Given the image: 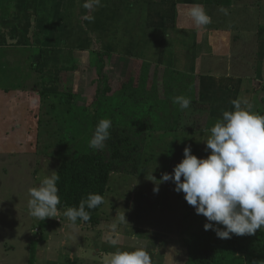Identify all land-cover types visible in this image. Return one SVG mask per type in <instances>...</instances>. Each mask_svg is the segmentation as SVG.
<instances>
[{
  "label": "rangeland",
  "instance_id": "374dc122",
  "mask_svg": "<svg viewBox=\"0 0 264 264\" xmlns=\"http://www.w3.org/2000/svg\"><path fill=\"white\" fill-rule=\"evenodd\" d=\"M232 1L237 6L245 4L244 0H223L221 3L224 5ZM20 2L14 0L12 4L19 6ZM250 2L255 4V0ZM83 3L84 0H45L40 5L39 0L34 1L32 6L36 9H30V16H27L31 17L30 27L27 28V22L21 19V25L15 29L12 16L8 34H22L27 30L18 44L20 47L30 44L36 48L29 51V55L25 49L15 46L0 49L5 53L0 54V89H7L5 91H9L10 96H6L8 99L0 97V107L3 102V105L9 103L7 108L13 120L17 121L15 125L22 126L11 130L8 124L0 123V151L3 153L0 155V264H104L105 257L116 250L107 243L109 225L117 219V214L124 212L129 224L118 226L121 239L117 247L130 250L147 245L153 264H184L187 252L184 239L201 229L206 218L196 214L194 207L186 202L183 192L174 190L172 181L160 183L159 191L154 192L157 185L152 179L158 180L165 172L172 173L174 166L182 160L186 146L197 157H206L210 152L205 150L204 141L210 136L208 116L214 123L222 113H204L191 103L186 110L179 108L176 130L148 131L139 172L136 175L111 172L104 203L97 211L99 223L96 225L83 223L78 227L80 231L71 229L66 233L65 227H62L61 212L56 218L39 220L32 217L27 208V190L37 186L43 176L57 171L62 156L77 144L81 146L80 150H91L88 144L90 138L84 132L91 126L90 116L84 122L86 130H81L77 109L85 105L89 110L95 108V104L90 103L97 91L95 80L100 76L95 60L97 50L108 53L104 56L106 64L103 74L110 84V93L105 97L108 109L103 118L109 119L118 115L119 109L112 110L117 101L113 97L119 95L116 91L122 82L129 80V75H138L149 66L148 73H145L150 78L156 77L151 85H156L159 97L163 96L164 68L179 71L178 76L181 77L182 73L188 74V83H197L200 75L211 77V72L214 73L211 79H216L215 74L221 75L223 71L233 77L236 73L234 70L241 68L240 63L252 62L249 54L252 49L241 52V49L245 50L242 44L250 43V39L245 37L247 41L240 46L239 43L229 46L228 57L210 61L211 58H206L210 53V47L205 45L206 33H203L202 44L196 37L189 39L185 32L177 34L176 29L189 25L199 27L193 23L189 11H181L179 16L172 15L166 0H101V5L94 9H85ZM26 12L27 8L23 13ZM233 12V20L237 18L242 23L241 26L237 25V34L253 27V19L250 23L248 18L240 20L238 16L242 12L236 13L234 8L228 10L225 18H232ZM86 15L94 16V20L84 19ZM4 32V27L0 25V40ZM245 33L251 32L245 30L243 35ZM194 41L196 44L192 45ZM176 45L179 47L174 56L172 50ZM41 46L48 48L56 60L50 61L52 57L40 55L49 53L39 52ZM62 49L63 53L60 54ZM183 57L187 58L185 64H179L178 60ZM40 58L46 63H38ZM57 65L68 70L58 69ZM167 74L170 76V71ZM237 82L230 79L223 84L230 88ZM148 83L147 86L151 82L148 80ZM100 86L103 88L104 83H100ZM41 90L46 92L45 96L41 95ZM65 92L73 94L75 110H72L70 118L62 112L66 103ZM196 92L198 101L214 99L207 92ZM213 92L220 94L217 89ZM250 97L255 98L257 109L253 111L264 115V84L258 93L255 90ZM96 110L103 111L102 108ZM160 126L172 124L170 120H165ZM21 131L25 136L21 144L26 151L18 148L16 141L11 140L14 149L9 139L3 141L7 133L17 140ZM41 226L47 230L41 229L40 232ZM39 234L43 236L41 241L36 239ZM82 241L90 244L93 251L81 250L79 245L82 246ZM44 242H47L46 249ZM252 242L256 243L254 238ZM68 250L73 254H67ZM227 254L216 264H258L254 256L246 251Z\"/></svg>",
  "mask_w": 264,
  "mask_h": 264
},
{
  "label": "clouds",
  "instance_id": "9594fccd",
  "mask_svg": "<svg viewBox=\"0 0 264 264\" xmlns=\"http://www.w3.org/2000/svg\"><path fill=\"white\" fill-rule=\"evenodd\" d=\"M101 0H84L82 7L94 9ZM218 11L228 14V9L220 6ZM197 27L211 23V17L201 4L193 5L188 13ZM84 19L92 21L94 16ZM33 103L35 101L33 100ZM173 103L180 110H186L191 100L176 96ZM232 109H225L210 128V136L204 140L206 157H197L190 147L184 148L182 160L176 164L172 173H163L158 185L172 181L176 192H183L186 202L193 206L197 215L206 218L205 231L213 230L218 238L229 239L237 236L253 235L264 229V115L253 111L247 99H233ZM112 121L101 119L97 122L88 141L92 150H102L110 138ZM60 177L53 170L51 175L43 176L37 186L28 188L27 208L29 214L39 220L60 215L57 182ZM104 203L98 193H89L78 207H68L63 215L69 222L77 219L90 220L87 209H95ZM129 224L125 212L117 214V219L109 225L107 243L116 248L105 257L104 264H153L147 245L128 249L117 247L120 243L118 226ZM222 226V227H221Z\"/></svg>",
  "mask_w": 264,
  "mask_h": 264
},
{
  "label": "trees",
  "instance_id": "16d2710c",
  "mask_svg": "<svg viewBox=\"0 0 264 264\" xmlns=\"http://www.w3.org/2000/svg\"><path fill=\"white\" fill-rule=\"evenodd\" d=\"M258 31H260L258 32V41H261L264 39V27H260ZM235 38L236 36L233 40ZM107 54L100 52V49L95 52V60L100 74L99 78L95 80L97 91L95 92L94 100L90 103L95 104V108L93 109L92 107L89 110L85 105L77 109L79 114L78 118H76L82 124L81 130L85 129L84 122L88 119L87 116H90L89 123L91 126L87 129L88 131H84L89 138H91V133L93 134L97 122L104 119L103 115H107L105 112H107L108 107L106 106L105 97L106 94L110 93V84L106 75L103 74L106 64L104 56ZM40 59L38 63H44V60ZM147 67L143 72L138 73L139 76L134 74L133 76L129 75V80L119 85L116 91L119 95L113 97L117 101L115 102V108L112 109H119L118 115L113 118L107 116L112 121V128L110 129V138L105 142L104 148L102 150L94 151L91 149L83 151L79 149L81 146L77 144L66 155L62 156L56 171L60 177L57 182L58 195L60 197V204L57 205L59 212L63 213L68 207H78L80 202L86 199L89 193H98L104 197L111 172L136 175L143 163L142 153L144 151V144L146 143L147 132L155 131L156 129L159 131H174L178 127L177 119L180 111L179 106L173 103L174 97L184 96L189 98L195 109L204 113L209 112L210 104L198 101L195 93L197 90L196 83H188V77L190 78L188 74L182 73L183 77H181L178 76L180 75L179 71L167 68L162 69L164 74L163 96L159 97L157 96L156 85H151L155 82L156 77H148ZM167 71H170V76H167ZM142 74L143 77L141 78L140 75ZM156 74H158V70ZM174 76L177 77L174 78ZM148 80L151 82L149 86H147L149 84ZM100 83H104L103 88L100 86ZM41 92L42 96L46 95L44 90H41ZM186 94H189L191 98ZM72 95L71 92H65L64 94L66 103L62 112L68 114L69 118L72 117V110H75V107L72 105ZM100 96L103 98H99ZM192 96L194 97L192 98ZM101 108L103 111L97 112L96 109L100 110ZM90 111L91 114H89ZM165 120H170L172 126H160V123ZM207 121L210 122L207 125L209 132L214 124L210 115ZM189 131H191V128H189ZM101 206L95 209L86 208V211L90 214V220L88 221L78 218L75 223H71L62 214V227H65L66 233H69L71 229L77 232L80 231L78 227L82 226L81 224L83 223L90 225L98 224L97 211ZM43 227L41 226L39 229L47 230L46 227ZM58 235L61 234L58 233ZM42 237L38 238V241L43 240ZM253 238L256 243L252 242ZM184 243L187 248L184 264H216L220 258L222 259L224 256H227V253L241 254L243 251L251 254L252 257L254 256L258 264H264V229L257 230L253 235L237 236L233 234L229 239H221L217 237L213 230L205 231L204 227H202L185 238ZM44 244L46 249L47 242H44ZM86 244L82 241V246L79 245V247L81 250L92 252L91 245ZM68 251L67 254H73L71 250Z\"/></svg>",
  "mask_w": 264,
  "mask_h": 264
},
{
  "label": "crops",
  "instance_id": "0c3cea01",
  "mask_svg": "<svg viewBox=\"0 0 264 264\" xmlns=\"http://www.w3.org/2000/svg\"><path fill=\"white\" fill-rule=\"evenodd\" d=\"M36 0H21L20 4H18L19 6H15L14 4H12L14 2V0H0V25H2L4 27L5 30V35L2 37V39L0 40V49L1 48H11L14 47L15 48H20V49H25L26 50V54L29 55V51H32L33 49H35L36 47H33L28 44L26 47H20L18 44V41L21 42L20 40L24 37L22 34H25L27 32V30L24 31V33L22 34H17L16 32H14L13 34H8V26H9V22L11 21V17H14V23H12L15 27V29L18 28V25H21V19H23L24 21L27 22L28 27H30V18L31 17H27L30 16V9H36V7H33V2ZM40 1V5L44 4L45 0H39ZM160 1V0H159ZM167 3V7L171 10L170 13H172V15H177L179 16L181 14V11L186 10L187 12L190 10V8L195 5V4H201L204 6V8L206 9L207 13L210 15L211 17V23H213V25H206L203 27H191L189 25V27L186 28H180V29H176L177 34H182L183 32H185V34L187 35V37L190 39L191 37L193 38H197L201 40V44L203 43V33H206V39H205V45L209 46V54L206 57L207 59L211 58L210 61H214L215 58H224V57H228L229 56V46H233V44H237L239 43V46L243 43L246 42L247 40L245 39V37H248L250 40H248L250 43L248 44H242L243 48L245 50L241 49V52H245L246 50L252 49L250 51V56H252L250 59L252 60L249 61L248 63H240L241 64V68L240 69H235L234 71H236V73H234V76L231 77V74L226 73L225 71H223L221 73V75H216L215 77L216 79H211L214 76V73L211 72V75L213 76H209L207 78H205L203 75H200V80L196 79L197 83V91H201L203 92H207L209 93V95L213 96L214 99L213 100H202L209 103L210 104V110L209 111H213L216 113H222L223 110L228 109L231 110L232 109V104L231 101L233 99H237V98H241V99H247L253 106V110L257 109L255 108V98L250 97L251 94H253L255 92V90L259 91L260 86L264 84V39L258 42V31L260 29V27H264V17L261 15H264V3L263 0H255V4L251 3L250 0L248 3H246L248 0H244L245 4H241V5H235L232 2L227 3L222 5L221 1L223 0H166ZM226 2H229L230 0H225ZM183 2L184 4L180 3ZM238 2V0H237ZM192 4V6H191ZM166 6H163V8ZM220 6H224L225 8H227L228 10H232L234 8V11H236V13H241L240 16H238V18H241L240 20L245 21L248 18V22L250 23L251 19H253V27L251 29H244L243 32L239 31L237 34V25L241 26L242 23L238 22L239 20H233V15L235 14L233 12L232 14V18H225V14L218 11V9L220 8ZM27 8V11L25 14L23 13V11ZM158 12L159 9H157ZM38 11V9H37ZM162 12V11H161ZM256 12V13H255ZM253 13V14H250ZM189 22V21H188ZM11 23V22H10ZM192 23V22H190ZM181 30V31H180ZM246 31H249L251 33L243 35V33ZM263 33V30H262ZM16 34V35H15ZM241 34V35H239ZM236 36V38L233 40V38ZM197 39H196V43H197ZM237 41V42H236ZM86 42V41H85ZM195 41L192 43V45L196 44ZM262 43V44H260ZM259 44V45H258ZM1 45H3V47H1ZM179 46L176 45L174 47V50H172L173 55L175 56V52L176 49ZM195 47V46H194ZM64 49V48H63ZM63 49L60 52V54L63 53ZM57 50H60L57 49ZM55 50V51H57ZM71 50V48H70ZM39 52L43 51V52H49L48 48L41 46L38 50ZM72 51V50H71ZM208 52V51H207ZM4 54V52H1L0 50V54ZM24 53V54H25ZM8 54V53H7ZM40 54V53H39ZM196 54V53H194ZM246 54V53H244ZM42 56H49L52 57L50 59V61H55L56 59H54V57H56L55 55H53L52 53H47V54H40ZM179 53H178V58H179ZM213 57H211V56ZM61 56V55H60ZM184 56V55H182ZM196 56V55H193ZM62 58V57H61ZM186 57H183L182 59L178 60V63L180 64H185L186 62ZM247 59V58H246ZM249 59V60H250ZM248 60V59H247ZM49 61V62H50ZM209 60H207V63ZM226 62V61H225ZM225 62L223 64H225ZM6 65H10L11 62H3ZM44 63H46L44 61ZM176 63V62H175ZM147 65V64H146ZM58 69H66V71L68 70V68L66 67H62L60 65H57ZM210 72V71H208ZM230 77V78H228ZM189 78V77H188ZM194 78V79H195ZM232 79L233 82L235 81H239L236 84H234L232 87H227L225 86V84H223L224 82L228 81ZM214 89L220 90V94H216L213 92ZM7 89L1 88L0 89V97H4L5 99H8V97L6 98V96H9V91H5ZM11 90V89H9ZM233 90H236L235 92L232 93ZM21 93V92H19ZM196 94H198V92H196ZM231 95L235 96L232 97ZM203 96L204 95H200ZM247 96V98L245 97ZM10 97V96H9ZM250 98V99H249ZM4 99V100H5ZM4 103V102H3ZM1 105L0 107V123H5L8 124V127L13 130L14 128H21V124L20 125H15L17 123V121L13 120V118L11 117L12 115L9 114L8 111V104L7 105ZM217 110V111H216ZM8 128V129H9ZM25 136H23V132L21 131L19 133V138L17 140H15V138L12 136L10 137V135L7 133L5 135V139H3V141H10V146H12L11 140L12 141H16L17 142V147L18 148H22L24 149V145H22L21 143L23 142ZM11 138V139H10ZM7 142V143H8ZM14 149V146H12ZM26 151V150H25ZM28 152V151H27ZM29 153V152H28ZM2 151H0V155H2ZM31 154V152H30ZM41 232V230H40ZM64 233V231H62ZM40 237H42L41 234L38 235V238L40 239ZM38 238H36L38 240ZM73 243V242H72Z\"/></svg>",
  "mask_w": 264,
  "mask_h": 264
}]
</instances>
